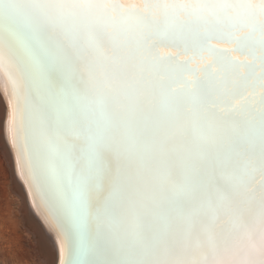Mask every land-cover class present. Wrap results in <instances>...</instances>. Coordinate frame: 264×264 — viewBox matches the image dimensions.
Masks as SVG:
<instances>
[{"label":"snow or ice","instance_id":"obj_1","mask_svg":"<svg viewBox=\"0 0 264 264\" xmlns=\"http://www.w3.org/2000/svg\"><path fill=\"white\" fill-rule=\"evenodd\" d=\"M243 24L264 65V0H0L7 136L57 264H264V72L249 118L191 71Z\"/></svg>","mask_w":264,"mask_h":264},{"label":"bare ground","instance_id":"obj_2","mask_svg":"<svg viewBox=\"0 0 264 264\" xmlns=\"http://www.w3.org/2000/svg\"><path fill=\"white\" fill-rule=\"evenodd\" d=\"M250 29H251V25L249 24H243L240 26L239 31L242 34V40L236 44L235 51L224 52L223 59L213 60L211 65H208L206 62L205 67L203 69L197 66L196 68L191 70L193 75L197 77V81H196L197 88L206 86V87L225 89L231 92L235 97L246 99L247 101L246 109L249 118H251V116L255 114V108L259 105V102L262 99L260 96L259 85L261 81V73L264 72V65H262L260 61L261 52L259 50L258 44L252 38ZM201 71H203L204 73L203 79H200L199 77V73ZM9 87H10V82L6 78V75L4 73H0V151H2V154L4 155L7 161L6 166L9 167V174L13 177L14 180V181L13 180L10 181L14 182L13 184L14 187L17 190H19L20 193L25 198L20 193H18L17 197L20 194V197L22 199L24 198L23 204L26 203L27 205L29 203L27 202V200L30 201L29 204H31V202L34 204L33 206H35V210L37 209L39 215L41 216V220L44 221L43 228L45 229L42 228L43 231H46V229H48L47 231H49L48 233L45 232L46 234L44 235V237L47 235L52 239L51 234L52 236L54 234L56 243H54V241L51 240L49 244L51 243L50 245H52L51 247L52 252H50L52 253L51 262L52 264H57V259H58L57 235L53 226V222H51L50 217L48 216L47 208L44 207L42 203H40L39 195L38 194L34 195L32 192L29 191V187L25 182V178L19 174V170L15 160V153L14 150L11 148L8 140L7 131H6V121L8 114L7 90ZM6 178L8 177L6 176ZM10 186L12 188V185ZM12 191L15 192L14 190ZM20 203H22V201H20ZM33 214L35 216L36 212ZM26 220H31V219L28 218ZM34 225L36 226V224ZM39 225L41 224L39 223ZM39 225L37 227H39ZM40 229L41 228L39 227L38 230ZM42 234L43 233L38 235L41 236ZM47 240L50 239L48 238ZM49 248L48 251L51 250V248L50 250Z\"/></svg>","mask_w":264,"mask_h":264},{"label":"rangeland","instance_id":"obj_3","mask_svg":"<svg viewBox=\"0 0 264 264\" xmlns=\"http://www.w3.org/2000/svg\"><path fill=\"white\" fill-rule=\"evenodd\" d=\"M6 163L5 157L2 151H0V264H52V253H50L52 252V245H50L51 243L49 244V242L53 240L54 243H56L55 236L51 234L52 239L47 235L45 236L46 238L44 237V235L49 232L47 231L48 229L43 231V229H45L43 228L44 221L41 220V216L37 209L35 210V206H33L34 204L32 202L29 204L30 201L27 200L29 203L27 205L26 203L23 204V199L25 197L14 187V182L10 181L13 180V177L9 174V167L6 166ZM10 185H12V188ZM18 193L24 198L22 199L20 194L17 197ZM20 201H22V203H20ZM35 212L36 214L34 216L33 213ZM28 218L31 220H26ZM39 223L41 225H39ZM34 224H36V226ZM38 225L41 228L40 230H38ZM37 232L39 235L41 233L43 234L39 236ZM48 238L50 240H47ZM48 248L50 251H48Z\"/></svg>","mask_w":264,"mask_h":264}]
</instances>
